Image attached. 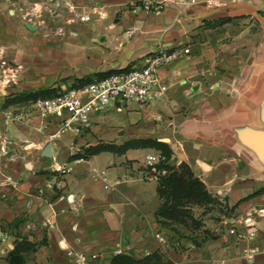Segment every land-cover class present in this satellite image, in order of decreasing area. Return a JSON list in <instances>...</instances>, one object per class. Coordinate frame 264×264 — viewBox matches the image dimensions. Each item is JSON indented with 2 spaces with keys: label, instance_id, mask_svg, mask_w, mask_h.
Returning <instances> with one entry per match:
<instances>
[{
  "label": "crops",
  "instance_id": "1",
  "mask_svg": "<svg viewBox=\"0 0 264 264\" xmlns=\"http://www.w3.org/2000/svg\"><path fill=\"white\" fill-rule=\"evenodd\" d=\"M141 1L163 8L147 12L136 8ZM194 1L68 0L74 7L69 10L60 0H0V39L19 41L4 47L14 61L27 52L18 47L27 41L21 32L27 19L51 22L45 32L24 23L34 35L26 42L30 53L38 37L51 46L65 38L83 40L74 64L62 71L76 75L72 84L142 68L161 48L179 55L159 71L163 98L131 103L125 124L107 126L110 110H121L111 107L92 117L84 135L50 140L49 132L37 130L38 119L6 123L4 112L15 106L0 108V133L10 142L0 161V264H9V253L22 242L35 246L22 254L23 264H74L70 250L84 253L86 264H109L118 251L137 259L158 252L171 264H264V193L246 199L264 188L258 139L264 135V0ZM84 15L90 21L80 22ZM223 20L228 22L215 27ZM140 139L166 144L168 165H189L220 200L227 216L214 220L213 209L203 221L215 239L157 218V179L144 161L156 150L72 158L100 143L122 146ZM47 144L51 158L42 155ZM192 210L195 216L202 212ZM242 224L252 226L254 240L230 233L246 231Z\"/></svg>",
  "mask_w": 264,
  "mask_h": 264
},
{
  "label": "built area",
  "instance_id": "2",
  "mask_svg": "<svg viewBox=\"0 0 264 264\" xmlns=\"http://www.w3.org/2000/svg\"><path fill=\"white\" fill-rule=\"evenodd\" d=\"M60 1L69 10H74V7L68 4V0ZM191 3L195 1L191 0ZM136 8L157 13L163 6L150 1H141ZM90 19L89 15L79 18L80 22H88ZM178 56L176 52L161 48L147 57L142 68L121 69L85 86L62 89L55 96L31 102L22 109L6 110L5 121L6 123H31L33 118H36L40 122L37 130L49 132L50 140L65 134L82 136L91 128L92 117L107 108L126 106L131 103L144 106L161 100L164 92L159 86V71ZM9 145L6 134L0 133V161L8 155ZM144 161L154 175L166 174L165 169L157 170L158 165L166 163V158L161 152L147 154ZM243 227L246 231L232 228L230 233L235 235L237 240H254L255 232L251 230L252 226L242 224ZM117 254L122 253L118 251ZM67 255L74 264H86L88 261L84 253L70 250ZM96 258L94 255L90 257L92 260Z\"/></svg>",
  "mask_w": 264,
  "mask_h": 264
},
{
  "label": "trees",
  "instance_id": "3",
  "mask_svg": "<svg viewBox=\"0 0 264 264\" xmlns=\"http://www.w3.org/2000/svg\"><path fill=\"white\" fill-rule=\"evenodd\" d=\"M228 20H223L215 23L216 26L227 23ZM129 69V67L125 68ZM118 72L109 71L107 73L96 74L94 77H87L74 81V87L85 86L97 79L104 78L112 73ZM57 93L55 88L40 90L34 93H28L24 96L18 95L6 99L1 108L10 106H25L31 102L40 99H47L55 96ZM129 149H154L161 152L165 158L166 163L158 165L157 170L165 169L166 174L154 175L157 179V194L161 200V205L156 212V216L162 224L179 225L187 229L191 233L202 230L204 239H215L213 233L209 230L203 229V222L201 219L194 217L192 209L195 207L203 208L202 217L208 214V209L211 210L218 207L224 209L220 200L213 196L206 188L205 184L195 175L189 165L182 163L177 167L168 165L171 156V151L166 144L152 139H140L129 141L122 146L108 145L100 143L96 146L84 149L81 153L73 156V159L85 160L91 156L100 154L102 152L124 153ZM264 193V188L247 197L249 199L253 196H258ZM245 199V200H246ZM201 217V218H202ZM35 246L22 242L17 244L13 251L7 257L9 264H23L25 262L22 254L34 251ZM109 264H171L164 260L163 256L158 253H152L142 259H137L130 254H116Z\"/></svg>",
  "mask_w": 264,
  "mask_h": 264
},
{
  "label": "rangeland",
  "instance_id": "4",
  "mask_svg": "<svg viewBox=\"0 0 264 264\" xmlns=\"http://www.w3.org/2000/svg\"><path fill=\"white\" fill-rule=\"evenodd\" d=\"M40 20L41 23H36L34 21L32 22L31 19L24 20V22L22 23L21 32L24 36L27 37V41L22 40L21 45L18 47L22 51L27 52L19 59L18 62L14 61L13 56L7 55L4 47L12 49L13 45L18 43L19 41H5L0 39V108L2 107L6 99H9L13 96H24L28 93H34L40 90L51 88H55L56 91L59 92L62 89H69L71 87H74L72 82L73 79L76 78V75L71 72L66 73L62 71H66L67 66H72L74 64L72 63V60H74L72 55L76 53V48L83 42V40L81 38H65L57 45L51 46L44 38L42 39V37H38L36 40L38 46L36 50H32V52L30 53L28 52L30 46L26 42H29L30 38L34 37V35L31 34L29 30H27V28L24 26V23L30 25L31 27H34L35 31H37L36 27H39V31L42 32L50 30V20ZM3 22L4 19H0V37H2L4 33ZM52 26L57 27L56 24H53ZM60 76L62 78H59ZM3 90H5L6 95L1 94V91ZM126 106L127 108L125 106H121V110L119 112H116L114 110H110L109 112V108H107L97 115H102L108 110V112L110 113V116L108 118L109 120L107 122L108 127H112L116 124L121 123L125 124L126 117L128 113H130L129 110L131 109L130 104H127ZM13 109L17 110L22 108H17V106H15L13 107ZM122 133H124V131ZM214 210H217V212L211 214L210 216L214 220L220 219L221 215L227 216L225 209L216 207L214 208ZM201 211L202 214L204 209L201 208ZM210 212L211 209L209 208L208 214ZM193 214L195 218L201 219L202 222L207 216L206 215L202 217L201 214L195 216L194 212ZM204 227L205 226H203V229H205ZM198 234L202 236V230L198 231Z\"/></svg>",
  "mask_w": 264,
  "mask_h": 264
},
{
  "label": "water",
  "instance_id": "5",
  "mask_svg": "<svg viewBox=\"0 0 264 264\" xmlns=\"http://www.w3.org/2000/svg\"><path fill=\"white\" fill-rule=\"evenodd\" d=\"M27 28L31 31L34 30L33 27H31L30 25L27 26ZM1 94H4L6 95V92L5 90L1 91ZM258 139L262 142V146L264 148V135L263 134H259L258 135ZM248 141V140H247ZM43 156L45 157H48V158H51L53 156L52 154V150H51V145L50 144H47L43 150V153H42ZM259 155L264 163V149L262 151L259 152Z\"/></svg>",
  "mask_w": 264,
  "mask_h": 264
}]
</instances>
